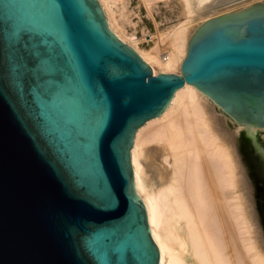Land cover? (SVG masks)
<instances>
[{"label":"water","instance_id":"water-1","mask_svg":"<svg viewBox=\"0 0 264 264\" xmlns=\"http://www.w3.org/2000/svg\"><path fill=\"white\" fill-rule=\"evenodd\" d=\"M188 41L180 73L155 75L97 0H0V264H159L136 130L183 86L264 126V8Z\"/></svg>","mask_w":264,"mask_h":264},{"label":"bare ground","instance_id":"bare-ground-1","mask_svg":"<svg viewBox=\"0 0 264 264\" xmlns=\"http://www.w3.org/2000/svg\"><path fill=\"white\" fill-rule=\"evenodd\" d=\"M97 1L109 29L155 75L180 73L188 37L217 11L264 8V0ZM141 6L163 22L196 17L171 26L162 49L145 39L146 22L132 21ZM130 161L159 264H264V126L229 122L209 96L183 86L136 130Z\"/></svg>","mask_w":264,"mask_h":264},{"label":"rangeland","instance_id":"rangeland-1","mask_svg":"<svg viewBox=\"0 0 264 264\" xmlns=\"http://www.w3.org/2000/svg\"><path fill=\"white\" fill-rule=\"evenodd\" d=\"M257 3V2H256ZM130 4H131V6L133 7V6H136V4L134 3V0H131V2H130ZM255 4V3H254ZM237 6V5H236ZM237 8H239V7H234V8H232V10L231 9H229V10H224V11H221V12H218L217 11V13H229L230 11H234V10H236ZM231 13V12H230ZM149 14V13H148ZM147 14V11H146V9L144 8V6L142 7L141 6V9L139 10V15H137V14H134V15H137V16H135V17H133L132 19V21H133V23L134 24H137V22H138V20H140L142 23H147L146 24V26H147V31H148V33H147V35L145 36V39H147V41H151V39L152 38H154L155 40H156V44L160 47V48H164L163 46H165V39H166V33L167 32H169L170 31V27L171 26H174V25H176V24H178V23H180V24H183V23H185V22H187V21H190V19L192 18H195L196 16H194V17H192V16H182L181 18H179V16H174L171 20H168V21H165V22H163L162 20H160L157 16H156V14H150L151 15V17H150V15H148ZM133 15V16H134ZM155 15V16H154ZM139 16L141 17V18H139ZM149 16V17H148ZM152 17H153V20H152ZM178 18H179V20H178ZM185 18V19H184ZM148 20V21H147ZM137 21V22H136ZM139 21V22H140ZM150 22V23H149ZM207 22V21H206ZM205 23V22H204ZM203 23V24H204ZM202 24V25H203ZM138 25V24H137ZM145 25V24H144ZM201 25V26H202ZM139 27V26H138ZM139 32V31H138ZM138 37H140V34L138 33ZM154 36V37H153ZM134 42H136L137 40H136V38L133 40ZM151 46H153V44L151 45ZM166 50H169V49H166Z\"/></svg>","mask_w":264,"mask_h":264}]
</instances>
